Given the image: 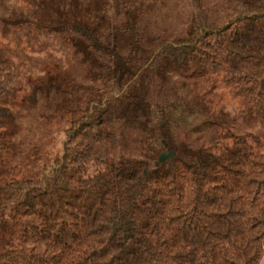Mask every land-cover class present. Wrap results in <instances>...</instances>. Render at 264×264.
Wrapping results in <instances>:
<instances>
[{
  "label": "trees",
  "instance_id": "16d2710c",
  "mask_svg": "<svg viewBox=\"0 0 264 264\" xmlns=\"http://www.w3.org/2000/svg\"><path fill=\"white\" fill-rule=\"evenodd\" d=\"M192 3L196 12L182 39L149 38L136 17L115 23L113 6L63 13L50 27L70 38L84 71L69 82L70 126L60 157L35 181L0 182V264L264 261V0L239 2L223 24L199 0ZM11 6L0 0L2 34L26 23ZM5 50L0 99L21 91ZM58 66L48 62L44 85L27 78L34 83L31 99L59 89ZM167 76L193 82L220 76L250 109L258 131L228 135L219 149L178 140L155 99ZM176 99L170 115L221 127L224 112ZM12 117L0 108V128Z\"/></svg>",
  "mask_w": 264,
  "mask_h": 264
},
{
  "label": "rangeland",
  "instance_id": "374dc122",
  "mask_svg": "<svg viewBox=\"0 0 264 264\" xmlns=\"http://www.w3.org/2000/svg\"><path fill=\"white\" fill-rule=\"evenodd\" d=\"M199 1L212 20L223 24L236 16L237 4L243 0ZM8 2L15 12H20L26 23L19 27L8 26L5 34H2L0 24V48L6 49L4 55L18 68L21 78V91L16 96L0 99V108L6 107L13 116L11 123L3 129L0 128V143L5 146V150L0 152L1 183L35 181L39 179L42 171L47 170L48 165L62 154V142L70 126V106L67 100L70 94L69 82L71 79L78 82L84 71V66L80 64L81 56L78 52H73L70 38L50 32V27L64 20L63 13L72 14L81 10L85 14L91 8L99 10L113 6L111 15H116L115 23L136 17L140 29L145 30L149 38L157 35L170 36V40H175L187 36L196 12L192 0ZM1 11L0 8V13ZM13 20L15 18L12 22ZM76 21H79V17ZM76 38L81 39L79 36ZM48 62H51L52 66L56 63L60 65L58 67L64 77L63 84H60L57 90H41L31 99L30 87L34 83L27 78L31 77L34 82L38 79L42 85L46 84L47 77L43 76L46 74ZM158 93L160 96L155 99L165 108L159 115L169 116V130L178 140L191 138V144L201 142L205 147L214 144L215 149H219L229 143L228 135L254 134L259 129L250 109L242 103L233 87L223 84L220 76H210L195 82L180 81L167 76L166 85L158 89ZM176 98L180 102L187 100L189 104L200 101L213 113L224 112L223 117L216 115L219 119L222 117L221 127L214 130L209 127L204 129L196 119L193 121L188 115H170L171 104ZM261 264H264V261Z\"/></svg>",
  "mask_w": 264,
  "mask_h": 264
},
{
  "label": "water",
  "instance_id": "95a60500",
  "mask_svg": "<svg viewBox=\"0 0 264 264\" xmlns=\"http://www.w3.org/2000/svg\"><path fill=\"white\" fill-rule=\"evenodd\" d=\"M174 154V152H169V153H164L162 156H161V160L163 159H167L169 157H171L172 155Z\"/></svg>",
  "mask_w": 264,
  "mask_h": 264
}]
</instances>
